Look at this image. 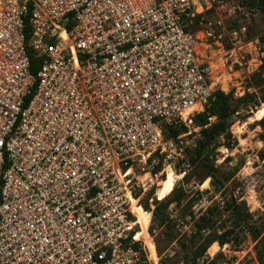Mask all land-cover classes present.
Returning a JSON list of instances; mask_svg holds the SVG:
<instances>
[{"label": "built area", "instance_id": "obj_1", "mask_svg": "<svg viewBox=\"0 0 264 264\" xmlns=\"http://www.w3.org/2000/svg\"><path fill=\"white\" fill-rule=\"evenodd\" d=\"M223 2L0 0V264H149L126 175L215 101L187 26Z\"/></svg>", "mask_w": 264, "mask_h": 264}, {"label": "rangeland", "instance_id": "obj_2", "mask_svg": "<svg viewBox=\"0 0 264 264\" xmlns=\"http://www.w3.org/2000/svg\"><path fill=\"white\" fill-rule=\"evenodd\" d=\"M201 16L199 26L193 32L197 34L198 39L196 47L198 60L210 68V77L215 88L226 94L232 93L233 103L238 106L230 129L237 145L232 150L219 148L211 158V165L218 170L219 179L231 177L225 185V189L228 190L227 197L245 202L251 214V222L261 226L264 225V126L261 125L263 119L255 118L258 110L264 105V43L261 42V38L264 37V16L250 6L247 0H224L223 4L216 5ZM219 21L226 28L223 39L217 41L204 36L203 32L210 27L216 32L221 30ZM242 28H245V31L241 32V42L233 44L227 32L241 31ZM242 98L245 99L241 100ZM214 120L213 118L212 122ZM186 126L189 132L181 135L178 142L166 140L163 136V151L155 153L147 165L136 164L130 177L133 201L137 203L134 215L140 221V231L136 239L145 242V254L149 264H161L163 260L171 257L174 258L175 264H194L191 259L186 263L185 253L179 250L176 242L160 255L156 241L164 239L163 229L155 226L154 231H151L154 203L156 200L162 201L163 196L169 195L164 188L168 173L170 171L175 173L176 188L183 182L185 173L182 170L193 171L189 165L188 154H195L200 129L193 124V120ZM158 166H161L160 171L153 174ZM201 174L202 172L194 170L192 180L184 185L189 199L194 197L196 200L192 211L197 216H201L213 205L223 206L225 199L222 193L215 191L211 177H206L199 183L198 177ZM198 191L204 192L199 200L196 199ZM147 200L151 205V211L142 210ZM171 210L174 211L173 217L177 220L175 234H179L180 238L183 236L185 239L189 238L193 228L190 217L181 218L174 205L171 206ZM227 217V214L223 215V219ZM148 228L153 241L148 236ZM238 231L236 233L242 238L240 245L229 243L221 247L215 243L209 248L201 264L208 256L215 258L218 255L221 256L219 264H260L259 242L243 230ZM223 232L224 230L220 229L219 233Z\"/></svg>", "mask_w": 264, "mask_h": 264}, {"label": "trees", "instance_id": "obj_3", "mask_svg": "<svg viewBox=\"0 0 264 264\" xmlns=\"http://www.w3.org/2000/svg\"><path fill=\"white\" fill-rule=\"evenodd\" d=\"M250 6L256 8V11L264 16V0H247ZM201 15L191 18L187 30L195 32L199 26V20ZM261 42L264 43V37L261 38ZM264 49V48H263ZM40 60L38 58L32 59V69L34 73H37L39 69ZM233 94H226L222 91L216 92V99L208 107L205 112L197 114L193 118V124L200 129V137L197 140L195 154H188L189 165L193 169H183L185 173L183 182L167 197L163 196L162 201H155V208L152 211L153 218L151 231H154L155 226L163 229L164 239L156 241L159 254H164L168 247L177 243L179 250L185 253L186 263L190 259L194 264H201V261L206 256L209 248L217 243L223 247L226 244L234 243L240 245L242 238L236 233L238 230H243L253 237L254 240L260 244L258 250V259L260 264H264V225L256 226L253 224L251 214L246 208V203L237 201L233 197H227V189H225L226 183L231 180V177H225L224 179L218 178V170L211 165V158L215 156L216 151L225 147L232 150L236 147L237 141L233 138L230 129L232 126V119L238 112V106L233 103ZM242 98L241 100H244ZM215 119L212 122V119ZM264 126V118L261 122ZM189 132V128L184 124H172L168 125L163 130V136L166 140H172L178 142V138ZM161 166H158L153 174H157L160 171ZM194 170L200 171L202 174L198 177L199 183H202L206 177L212 178V185L216 192L222 193L225 197L223 200L224 205H213L209 207L201 216H197L192 211L194 202L193 198L189 199V194L184 185L189 184L193 178ZM205 172V174H204ZM204 192H197L198 198L201 199ZM164 199V200H163ZM161 200V199H160ZM175 206L176 210L180 212L181 218L190 217V222L193 225L192 232L189 238L185 239L179 237V234H175V228L177 226V220L173 217L174 211L171 210V206ZM143 211H151V205L148 200L143 204ZM187 208L186 212L185 209ZM227 214V219H223V215ZM230 223L228 226L227 223ZM228 226V227H227ZM227 227V229H226ZM220 229H223V233H219ZM238 231V232H239ZM165 243V244H164ZM163 244L165 246H163ZM141 247V245H137ZM218 255L215 258L207 257L206 261L202 264H219ZM175 264L174 258H166L161 264Z\"/></svg>", "mask_w": 264, "mask_h": 264}, {"label": "bare ground", "instance_id": "obj_4", "mask_svg": "<svg viewBox=\"0 0 264 264\" xmlns=\"http://www.w3.org/2000/svg\"><path fill=\"white\" fill-rule=\"evenodd\" d=\"M226 89V88H225ZM227 91V90H226ZM256 114V113H255ZM264 118V105L258 110V112H257V114H256V118H255V120H262ZM133 174V172H132V170H129L128 172H127V177L128 176H131ZM123 177H124V173H121V175H120V178L122 179V181H123V183H124V185L126 186V188H127V190L129 191V185L131 184V182H126L125 180H123ZM176 181H177V179H176V175H175V173L173 172V171H170L169 173H168V176H167V178H166V181H165V183H164V188H165V192L167 193V194H171V192L174 190V188H175V184H176ZM129 196H130V199H131V203H132V212L134 213V210H135V205L137 204V203H135L134 201H133V197H132V194L129 192ZM149 215V214H148ZM150 216V215H149ZM151 218V217H150ZM137 220V224H139L140 223V221H139V219L137 218L136 219Z\"/></svg>", "mask_w": 264, "mask_h": 264}, {"label": "water", "instance_id": "obj_5", "mask_svg": "<svg viewBox=\"0 0 264 264\" xmlns=\"http://www.w3.org/2000/svg\"><path fill=\"white\" fill-rule=\"evenodd\" d=\"M189 11L184 15V18H183V20H186L187 19V17H188V15H189Z\"/></svg>", "mask_w": 264, "mask_h": 264}]
</instances>
